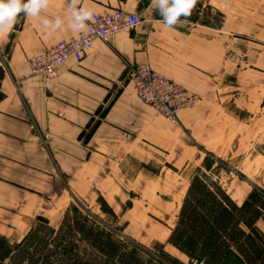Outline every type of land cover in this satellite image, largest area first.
I'll use <instances>...</instances> for the list:
<instances>
[{
  "label": "crops",
  "instance_id": "crops-1",
  "mask_svg": "<svg viewBox=\"0 0 264 264\" xmlns=\"http://www.w3.org/2000/svg\"><path fill=\"white\" fill-rule=\"evenodd\" d=\"M197 1L201 13L210 6L212 22L222 14L221 24L181 18L165 26L152 0H78L92 13L119 8L143 22L94 41L84 59L67 61L52 80L32 76L29 63L81 32L72 27L69 0H47L40 16L21 13L0 31V235L12 245L42 217L62 221L61 183L45 172L55 163L105 166L86 180L112 208L124 187L184 197L208 154L216 158L213 179L236 203L264 189V0ZM56 16L59 28L40 22ZM134 64L154 68L199 101L178 122L162 117L130 81ZM139 172L149 176L140 191L131 178ZM68 173L74 177L73 167ZM258 225L264 230V221Z\"/></svg>",
  "mask_w": 264,
  "mask_h": 264
},
{
  "label": "trees",
  "instance_id": "trees-1",
  "mask_svg": "<svg viewBox=\"0 0 264 264\" xmlns=\"http://www.w3.org/2000/svg\"><path fill=\"white\" fill-rule=\"evenodd\" d=\"M201 7L202 2L196 0L186 18L207 25L221 24L222 14L212 22L210 6L203 13ZM215 161L208 154L192 178L169 242L190 262L223 264L234 249L245 264H264V230L258 225L264 221V190L254 189L241 204L236 203L213 179ZM54 241L55 246L46 249L39 264H156L76 215L64 219ZM14 252V245L0 235V264H14L8 260Z\"/></svg>",
  "mask_w": 264,
  "mask_h": 264
},
{
  "label": "rangeland",
  "instance_id": "rangeland-1",
  "mask_svg": "<svg viewBox=\"0 0 264 264\" xmlns=\"http://www.w3.org/2000/svg\"><path fill=\"white\" fill-rule=\"evenodd\" d=\"M29 72L32 76H36L31 73L30 68ZM44 78L46 80L54 79H48L45 76ZM162 117L172 122L179 121V117L173 120L165 116ZM31 126L32 128L36 127L34 123ZM44 140L46 143L47 138L45 137ZM78 152H83V150H78ZM71 167H73V178L68 173ZM104 168L105 166L97 162L92 165L91 170L86 169L83 160V162H78L72 166L55 163L54 172L45 171L48 173V177L52 176V180H58L61 183L62 197L60 200L61 213L59 212V215L63 216L62 221L58 223L56 220L46 217L40 218V221L36 222L31 229L32 231L25 236L24 240L13 244L15 252L9 260L14 264H39L45 255L46 249L55 246L54 238L57 236V231L64 219L76 215L95 228L106 232L125 248L135 251L144 259L152 260L156 264H176L171 259L173 257L185 264H204L203 261L190 262L186 256L176 251L175 246L169 242L172 230L179 219L182 200L186 195L184 197H166L158 194L148 196L137 192H128L124 187L123 190L126 191L120 195L117 194V197L111 201L113 208L118 210L116 212L107 201V198L97 195V193L99 194V187H94L96 182L90 179L86 180V177H100V171ZM180 174L183 175L184 173ZM239 175L241 174L239 173ZM148 177L147 174L142 172L134 173L131 176V178L136 179L133 180L137 183L136 188L139 187L138 183H143V180L147 184ZM178 179L180 180L181 177ZM103 180L105 181V179ZM103 180L101 182H104ZM106 181L116 190V181L110 177ZM127 182L129 181H124V184ZM66 206H68V209L63 214V209ZM150 224L155 225V227L150 226ZM156 231L158 234H155ZM147 234H149V237ZM223 264H245V262L234 249H231L227 253Z\"/></svg>",
  "mask_w": 264,
  "mask_h": 264
},
{
  "label": "built area",
  "instance_id": "built-area-1",
  "mask_svg": "<svg viewBox=\"0 0 264 264\" xmlns=\"http://www.w3.org/2000/svg\"><path fill=\"white\" fill-rule=\"evenodd\" d=\"M130 21H134L129 26ZM140 14L115 8L104 14L92 13L87 30L77 36L57 42L47 50L36 54L29 63L31 73L55 78L60 66L70 59L82 60L96 40L107 41L112 35L140 25ZM130 81L136 87L141 101L153 107L158 114L177 118L179 113L199 101L197 95L189 93L180 84L148 65L134 64L129 68Z\"/></svg>",
  "mask_w": 264,
  "mask_h": 264
},
{
  "label": "clouds",
  "instance_id": "clouds-1",
  "mask_svg": "<svg viewBox=\"0 0 264 264\" xmlns=\"http://www.w3.org/2000/svg\"><path fill=\"white\" fill-rule=\"evenodd\" d=\"M196 0H152L153 8L158 12L165 26L171 27L181 22L182 17H189ZM47 7V0H0V31L10 30L19 14L38 17ZM68 8L72 27L79 31L87 30V22L92 19L89 8L78 6V0H69ZM40 22L45 27L56 29L63 20L60 16L53 19L41 17ZM134 21H130L132 26Z\"/></svg>",
  "mask_w": 264,
  "mask_h": 264
},
{
  "label": "bare ground",
  "instance_id": "bare-ground-1",
  "mask_svg": "<svg viewBox=\"0 0 264 264\" xmlns=\"http://www.w3.org/2000/svg\"><path fill=\"white\" fill-rule=\"evenodd\" d=\"M155 234H158V232L156 231V233Z\"/></svg>",
  "mask_w": 264,
  "mask_h": 264
}]
</instances>
